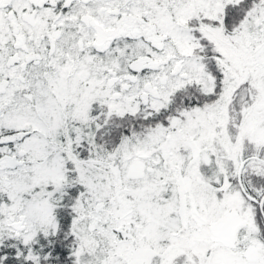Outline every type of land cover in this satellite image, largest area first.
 Wrapping results in <instances>:
<instances>
[{
  "label": "snow or ice",
  "instance_id": "6c2138e0",
  "mask_svg": "<svg viewBox=\"0 0 264 264\" xmlns=\"http://www.w3.org/2000/svg\"><path fill=\"white\" fill-rule=\"evenodd\" d=\"M0 264H264V0H0Z\"/></svg>",
  "mask_w": 264,
  "mask_h": 264
}]
</instances>
